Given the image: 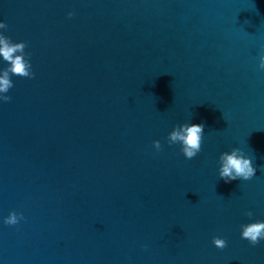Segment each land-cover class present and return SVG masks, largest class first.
Instances as JSON below:
<instances>
[{"label": "water", "instance_id": "95a60500", "mask_svg": "<svg viewBox=\"0 0 264 264\" xmlns=\"http://www.w3.org/2000/svg\"><path fill=\"white\" fill-rule=\"evenodd\" d=\"M0 21L33 73L0 102V264H264L239 235L264 220V0H0ZM187 122L192 159L167 143ZM233 147L256 172L225 183Z\"/></svg>", "mask_w": 264, "mask_h": 264}, {"label": "clouds", "instance_id": "9594fccd", "mask_svg": "<svg viewBox=\"0 0 264 264\" xmlns=\"http://www.w3.org/2000/svg\"><path fill=\"white\" fill-rule=\"evenodd\" d=\"M67 15L71 17L73 13L69 12ZM6 27V24L0 21V30L6 29ZM25 46L24 42L14 43L0 32V61L4 63V67L0 68V102L10 100V97L6 95L13 86L10 74L29 78L33 76L28 58L29 54L24 51ZM257 67L260 70H264V50L259 55ZM203 132V123H180L174 125L168 133L167 143L169 145H178L183 157L192 159L201 151ZM152 146L156 151L161 149L159 140L152 141ZM217 159V176L225 183L234 180H249L256 172V168L253 166V159L238 147L220 152ZM245 215L251 217L252 212L246 211ZM21 219H23L22 214L10 211L7 216L2 218V222L6 225H15ZM239 235L241 239H246L250 245H256L259 241L264 240V220L241 224ZM211 243L219 249L226 246V240L221 236L214 235L211 238Z\"/></svg>", "mask_w": 264, "mask_h": 264}]
</instances>
